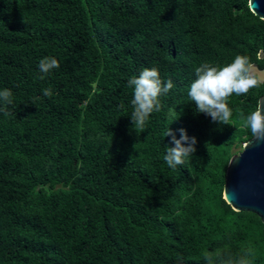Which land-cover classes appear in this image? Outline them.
I'll return each instance as SVG.
<instances>
[{
	"label": "trees",
	"instance_id": "obj_1",
	"mask_svg": "<svg viewBox=\"0 0 264 264\" xmlns=\"http://www.w3.org/2000/svg\"><path fill=\"white\" fill-rule=\"evenodd\" d=\"M262 50L249 0H0V90L13 94L0 112V264H205L248 247L264 264L262 219L223 197L264 85L229 97L230 126L187 95L202 63L264 67ZM44 57L60 67L41 79ZM145 67L174 87L137 133L128 81ZM169 128L197 138L175 169Z\"/></svg>",
	"mask_w": 264,
	"mask_h": 264
},
{
	"label": "clouds",
	"instance_id": "obj_2",
	"mask_svg": "<svg viewBox=\"0 0 264 264\" xmlns=\"http://www.w3.org/2000/svg\"><path fill=\"white\" fill-rule=\"evenodd\" d=\"M264 51V50H262ZM259 58V56H258ZM60 67L54 57H44L38 63L39 72L47 76L51 71ZM196 79L190 84L188 97L195 103V112L203 113L211 118L213 123L231 125L233 110L229 107V97L233 94L245 96L250 90L264 85V74L256 71V65L246 55H237L234 60L225 66H213L205 62L195 68ZM128 87L133 89L131 104L134 110L131 113L133 130L140 133L146 126L149 117L154 112L161 110V96H166L174 87L171 79L166 82L160 78L156 68L145 67L139 76H133L128 81ZM45 97H51V89L42 90ZM10 89L0 90V112L5 116L10 115L7 106L13 103ZM244 127L249 129L252 136L264 142V97H258L256 108L246 117H243ZM180 138L169 128L165 136L171 137L167 146L164 161L175 169L185 164L186 160L196 152V137H189L187 131L179 129ZM254 250L251 247L241 249L239 253L216 249L206 252L203 259L205 264H251Z\"/></svg>",
	"mask_w": 264,
	"mask_h": 264
},
{
	"label": "water",
	"instance_id": "obj_3",
	"mask_svg": "<svg viewBox=\"0 0 264 264\" xmlns=\"http://www.w3.org/2000/svg\"><path fill=\"white\" fill-rule=\"evenodd\" d=\"M250 10L264 20V0H249ZM264 59V51L259 53ZM256 71L264 74V67ZM261 97H264L261 96ZM223 197L238 212H253L264 223V142L252 137L243 150L231 158L223 189Z\"/></svg>",
	"mask_w": 264,
	"mask_h": 264
},
{
	"label": "rangeland",
	"instance_id": "obj_4",
	"mask_svg": "<svg viewBox=\"0 0 264 264\" xmlns=\"http://www.w3.org/2000/svg\"><path fill=\"white\" fill-rule=\"evenodd\" d=\"M242 150H243V148L238 147V148H235V149H234V152H236V153L238 154V153L241 152Z\"/></svg>",
	"mask_w": 264,
	"mask_h": 264
}]
</instances>
